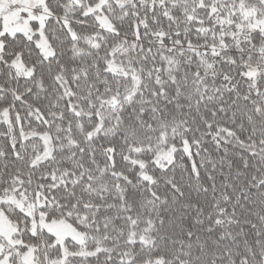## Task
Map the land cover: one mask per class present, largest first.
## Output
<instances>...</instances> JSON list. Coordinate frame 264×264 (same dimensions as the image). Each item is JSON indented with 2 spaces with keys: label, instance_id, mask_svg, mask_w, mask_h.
Segmentation results:
<instances>
[{
  "label": "snow or ice",
  "instance_id": "obj_1",
  "mask_svg": "<svg viewBox=\"0 0 264 264\" xmlns=\"http://www.w3.org/2000/svg\"><path fill=\"white\" fill-rule=\"evenodd\" d=\"M0 264H264V0H0Z\"/></svg>",
  "mask_w": 264,
  "mask_h": 264
}]
</instances>
